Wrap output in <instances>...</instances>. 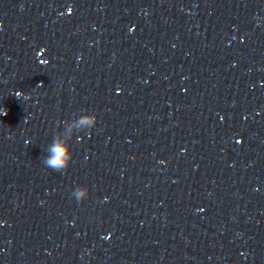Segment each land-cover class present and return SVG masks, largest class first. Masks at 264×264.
I'll return each mask as SVG.
<instances>
[{
	"label": "clouds",
	"instance_id": "obj_1",
	"mask_svg": "<svg viewBox=\"0 0 264 264\" xmlns=\"http://www.w3.org/2000/svg\"><path fill=\"white\" fill-rule=\"evenodd\" d=\"M19 99V98H18ZM2 114H6L3 112ZM98 125L97 116L94 113L80 110L73 113L69 120L58 121L57 131L53 135L50 143L44 147L46 153L40 159V163L53 172L63 173L73 161V151L70 141L78 137L79 133H90ZM87 190L82 187H75L71 196L80 203L86 198Z\"/></svg>",
	"mask_w": 264,
	"mask_h": 264
}]
</instances>
